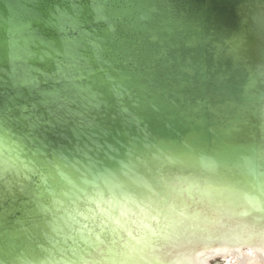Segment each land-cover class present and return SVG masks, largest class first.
<instances>
[{"label": "rangeland", "instance_id": "rangeland-1", "mask_svg": "<svg viewBox=\"0 0 264 264\" xmlns=\"http://www.w3.org/2000/svg\"><path fill=\"white\" fill-rule=\"evenodd\" d=\"M243 3L246 2L235 6L229 0H0V68L10 72L8 77L35 74L26 79L35 83L30 96L12 102L16 106L10 114L16 120L10 119L9 124L3 121V125L25 143L38 147L39 140L46 136L54 141L65 139L61 131L67 125L94 121L108 126L117 118L120 121L121 116L128 118L126 109L141 96H163L184 103L185 114L194 123L203 115L212 126H228L242 119L243 109L248 108L247 82L253 68L262 61L258 45L264 40L259 24L240 13ZM251 30L258 33L252 36ZM42 70L46 77L37 75L36 71ZM98 75L109 83L107 87L77 90V86ZM126 75L134 79L126 95L111 100L113 85L127 80ZM176 77L190 81L182 97L177 98L173 91L164 96L161 88L171 83L174 89L178 85ZM21 87L16 94L28 92L25 83ZM53 90L57 95H51L50 101L37 100V94ZM84 97H88L85 102ZM6 98L7 94L0 92V103ZM134 127L140 128L136 122ZM37 192L47 202V194ZM41 220L44 218L30 199L12 201L0 193L1 236L34 228ZM25 252L39 255L36 249Z\"/></svg>", "mask_w": 264, "mask_h": 264}, {"label": "clouds", "instance_id": "clouds-1", "mask_svg": "<svg viewBox=\"0 0 264 264\" xmlns=\"http://www.w3.org/2000/svg\"><path fill=\"white\" fill-rule=\"evenodd\" d=\"M97 128L69 131L100 148ZM90 151L48 152L0 135V193L30 199L46 226L43 242L27 237L39 255L13 238L0 248V264H264V181L255 173L221 176L204 159L188 171L170 156L156 157L146 174L123 162L117 173Z\"/></svg>", "mask_w": 264, "mask_h": 264}, {"label": "bare ground", "instance_id": "bare-ground-1", "mask_svg": "<svg viewBox=\"0 0 264 264\" xmlns=\"http://www.w3.org/2000/svg\"><path fill=\"white\" fill-rule=\"evenodd\" d=\"M260 63L263 64L264 60ZM127 78V80L121 79L116 82V90L120 96L126 95L130 82L134 80L133 77L127 76ZM176 79L178 85L174 89L171 83L163 85L161 92L165 93L164 96L173 91L177 98L182 97V91L190 84V81L184 77H176ZM171 82L174 81L171 79ZM247 84H249V90L245 99L248 108L250 104H253L252 108L243 109L242 119L230 125L231 127L212 126L205 115L198 122H190V117L185 114L184 103H175L163 96L149 99L141 96L136 99L130 109H126L128 118L121 121L122 129H107L111 128L108 126L103 129L97 128L99 133L97 142L101 147L97 148L89 140L88 147L84 151L91 149L89 155L99 165L117 173L121 171V162H123L133 167L135 171L146 174L148 169H154L158 165L159 161L156 157L170 156L191 165L188 171H195L199 161L204 159L214 163L221 176L236 177L251 171L264 181L263 68L256 67ZM144 91H150V89H144ZM130 110L135 113L131 114ZM134 118H137L136 121H133ZM135 122L140 128L134 127ZM108 144L115 150L107 148ZM42 147L47 148V145ZM127 148L129 152L139 148L143 150L139 153V157L125 160L123 155ZM68 150L72 151V149ZM72 152L76 153L75 150ZM236 223L242 228L249 226V222L244 220ZM258 226L264 227V219L259 221Z\"/></svg>", "mask_w": 264, "mask_h": 264}, {"label": "water", "instance_id": "water-1", "mask_svg": "<svg viewBox=\"0 0 264 264\" xmlns=\"http://www.w3.org/2000/svg\"><path fill=\"white\" fill-rule=\"evenodd\" d=\"M217 1V0H215ZM230 3H234L235 2V6H237L239 3H242V2H246L243 6V7L240 11H242L243 15H248L249 16V19L251 20L250 16L252 17V21H256L258 24H259V28L258 30L260 31V33L263 35V39H264V0H229ZM240 1V2H239ZM238 2V4H237ZM240 7V8H241ZM239 8V9H240ZM258 30H251V32H249L250 34L253 35H256L258 33ZM258 49H261V53L259 54L260 58L262 59V61L264 60V40L263 42L259 45H258ZM259 53V52H258ZM29 62V61H28ZM31 63V62H29ZM258 68H263L264 70V63L263 64H260L257 66ZM255 71L256 67L253 68ZM252 71V73H253ZM37 72V75H40L41 76H45L46 77V73L44 70L42 71H36ZM8 73H10L9 71H5V68H0V92H3V94H7L8 96V99H3V101L0 103V123H2L3 121H7V124H9L10 122V119H12V121H15L16 120V117L12 114H10V110H13V107L16 106L15 103H12L13 101L15 102V100H23L24 99V96L25 97H29L31 92L29 90H31L33 84V82H29V80H26V79H29L30 77H34L35 74H27V75H24L22 77H18L15 75V74H12L10 75V77H8ZM15 75V76H14ZM251 77H252V74H251ZM250 77V78H251ZM92 80L86 84H84L83 86H77V90H80V91H83L85 89H89V88H92L94 90H98V88H105L107 87L106 85L109 84L108 82H105L104 78H102L100 75L98 76H95L93 78H91ZM96 79V80H95ZM104 81V82H103ZM22 83H25V85L27 86V93L25 94V92H19V94H16V90L19 88V90H21V84ZM94 84V85H93ZM24 85V84H23ZM113 91L114 93L113 94H110L109 96H112L113 98H111V100H113L115 97H118V93H117V90H116V83L113 85ZM18 90V91H19ZM46 90V89H45ZM81 93V92H80ZM28 94V95H27ZM40 94V95H39ZM37 94V100L40 102V103H43L45 101H50L51 99V95H57V92L56 90H53V91H46V92H43V93H39ZM69 94H72L73 95V92L72 93H69ZM68 94V95H69ZM15 95L14 97H11ZM79 95V94H78ZM82 96H84V94H82ZM101 96V97H100ZM99 97L100 98H103L105 96L103 95H100ZM109 96H106L105 98H109ZM120 96V95H119ZM11 97V98H10ZM69 98H72L69 97ZM85 98L88 99V97H84V102H85ZM109 100V101H111ZM107 106H112V104L110 105H107ZM19 108H24V107H21V106H18ZM15 108V107H14ZM25 108H28L27 106H25ZM18 115V113H17ZM120 121L118 120L119 118H117V123L115 122L114 123H110V124H113V125H108V127H111V128H107V129H122V125H121V121H123L124 119V116L120 117ZM137 118H134L133 121H136ZM240 122V120H236L234 123H231L229 124L228 126L231 127L233 124H236ZM65 125V123H63ZM89 124H94V125H98V128H106L107 126L106 125H100L99 123H96L94 121L92 122H87V121H83L81 123H78L77 125H79L80 127H83V128H87V126ZM231 125V126H230ZM59 126V125H58ZM73 126L71 125H67V127H64L63 130L61 131V134H64V138L65 139H58L56 141H54V139L50 140L49 138H46L43 137L42 140H39L40 142H38V147L42 148L44 150V148L42 147L43 145H47V148L45 147V149H53L54 151H66L68 149H72V151H76V148L77 147H81L83 148V150L85 149V144H87V142L89 140L81 137L80 140H76L73 135H72V132L67 130L69 128H71ZM8 128V129H6ZM0 133H2V135H5V134H8V133H13L12 130L9 128V127H6L5 125H0ZM14 134V133H13ZM15 136H17L15 134ZM31 136V135H30ZM34 139V136H32ZM60 137V136H59ZM53 141V142H51ZM61 143V144H60ZM59 146V147H56V146ZM74 145H76V147H74ZM72 146V147H71ZM128 149V148H127ZM143 149H136L134 150L133 152H129L130 150H126L124 155H123V159L125 160H130L134 157H139V153L142 151ZM129 152V153H128ZM58 153V152H57ZM75 154V153H74ZM24 229H26L27 231H24ZM46 230L45 229V223H44V220H41V222H39L34 228L32 227H25V228H21V229H18L16 231H10L8 233V235H0V248H2L5 243H7L8 241H10L11 239L15 238L16 240V243L21 247L23 248L25 251H29V250H33L35 249V244L34 243H29V240L27 239V237L31 236L33 238H35L36 240H39L40 242H43V238H42V231ZM13 233L15 234L13 236ZM35 256V255H34Z\"/></svg>", "mask_w": 264, "mask_h": 264}]
</instances>
